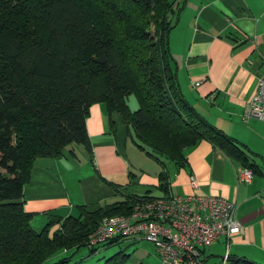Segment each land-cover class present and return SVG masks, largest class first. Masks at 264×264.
Masks as SVG:
<instances>
[{
  "label": "trees",
  "instance_id": "16d2710c",
  "mask_svg": "<svg viewBox=\"0 0 264 264\" xmlns=\"http://www.w3.org/2000/svg\"><path fill=\"white\" fill-rule=\"evenodd\" d=\"M185 0H0V264H79L72 254L47 262L60 249L95 246L89 234L105 215L127 214L137 199L127 194L77 214H48L30 224L23 186L39 156L57 157L79 142L91 151L86 117L94 102L108 116L118 111L139 148L158 160L184 161L182 149L209 140L253 172L246 145L211 123L180 89L169 47L171 14ZM133 94L137 107L130 108ZM248 149V148H246ZM165 191L167 173L159 172ZM118 249L98 264H126ZM226 264H263L228 253Z\"/></svg>",
  "mask_w": 264,
  "mask_h": 264
},
{
  "label": "crops",
  "instance_id": "0c3cea01",
  "mask_svg": "<svg viewBox=\"0 0 264 264\" xmlns=\"http://www.w3.org/2000/svg\"><path fill=\"white\" fill-rule=\"evenodd\" d=\"M171 19L169 47L181 91L200 114L236 139L239 126L248 131L247 139L239 141L257 171L244 179L245 166L207 139L185 146L181 164L162 156L160 161L138 147L118 111L108 116L104 104L94 102L86 117L91 151L71 142L57 157L35 158L23 186L30 224L40 230L49 213L74 214L78 205L96 209L127 194H219L235 202L242 230L220 235L201 250L202 260L207 264L210 256L222 260L235 253L264 264V153L249 146L250 137L264 141V119L243 117L256 78L264 71V0H185ZM136 102L128 101L130 108ZM143 151L149 167L139 161ZM161 170L167 173L166 191L159 187ZM190 175L197 187L191 186ZM116 244L130 254L129 264H164L148 240L122 237Z\"/></svg>",
  "mask_w": 264,
  "mask_h": 264
},
{
  "label": "built area",
  "instance_id": "2783aa9c",
  "mask_svg": "<svg viewBox=\"0 0 264 264\" xmlns=\"http://www.w3.org/2000/svg\"><path fill=\"white\" fill-rule=\"evenodd\" d=\"M250 116L264 119V71L257 76L255 90L246 102L243 117ZM243 176L249 180L252 170L244 167ZM189 181L192 187L198 186L193 175ZM241 230L233 200L213 193L170 194L137 199L127 214L103 216L89 234L88 245L115 236L134 237L152 242L164 264H206L201 257L204 247L222 234ZM227 254L222 264H226Z\"/></svg>",
  "mask_w": 264,
  "mask_h": 264
},
{
  "label": "rangeland",
  "instance_id": "374dc122",
  "mask_svg": "<svg viewBox=\"0 0 264 264\" xmlns=\"http://www.w3.org/2000/svg\"><path fill=\"white\" fill-rule=\"evenodd\" d=\"M130 100H134L136 102V98L133 94L128 95L127 102ZM136 106H137V102H136ZM262 124L264 125V121H262ZM242 127L245 128L244 126H242ZM238 129H240V131H241V133L238 135L239 140L244 142L247 139L248 131L241 129V126H239ZM250 141H251V144H249V146L251 145L250 146L251 149H253V148L254 149L255 148L260 149V151H262V153H264V141L263 140H261L259 138H255V137H250ZM131 143L132 142H130V145H131ZM130 145H129V148H130ZM134 147L138 148V147H136V145ZM145 155H147V154L145 153L144 156L142 154L139 155L141 158V160H139V161H142L145 164V167H149L148 162L150 159H149V157H145ZM255 158H257L260 163H263V160L260 156H256ZM171 164H173V163L171 161H169V165H171ZM77 213H78V211L76 213H74V215ZM121 246L119 244H113L111 246H104V247L100 246L93 253H89L88 246H81L77 249H75L73 247L68 248V249H60V250L56 251L55 253H53L47 259V262L56 260L61 256H66V255L72 254V257L70 258L71 262L78 261L79 264H98L104 258L111 255L113 252L117 251L118 249H120ZM207 251H208V249H207ZM207 261H208L207 264H222V260H220L219 257L213 258L212 256H210ZM129 262L130 261L127 260L126 264H129Z\"/></svg>",
  "mask_w": 264,
  "mask_h": 264
}]
</instances>
